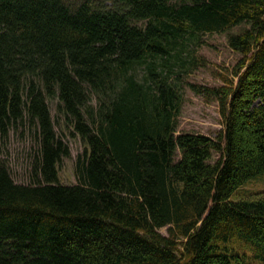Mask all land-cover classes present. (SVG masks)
<instances>
[{
    "label": "trees",
    "instance_id": "16d2710c",
    "mask_svg": "<svg viewBox=\"0 0 264 264\" xmlns=\"http://www.w3.org/2000/svg\"><path fill=\"white\" fill-rule=\"evenodd\" d=\"M204 33L240 55L218 86L183 80ZM183 83L216 137L175 134ZM21 122L39 148L30 183L0 161V264L264 263V197L235 196L264 176V0H0V138Z\"/></svg>",
    "mask_w": 264,
    "mask_h": 264
},
{
    "label": "rangeland",
    "instance_id": "374dc122",
    "mask_svg": "<svg viewBox=\"0 0 264 264\" xmlns=\"http://www.w3.org/2000/svg\"><path fill=\"white\" fill-rule=\"evenodd\" d=\"M195 56L198 64L184 74L183 80L204 86L221 85L220 76L229 74V70L240 58V55L228 46L225 35L220 33L202 34ZM187 83H183V97L175 134L188 131L216 137L223 128L217 101L196 94ZM47 103L55 131L70 149V155L63 158L59 164V181L65 184L76 183L74 164L77 155L82 152L83 143L78 135L75 136V133L73 135L70 124L57 111L58 100L48 99ZM91 103L95 104L93 98ZM37 131L36 127L21 122L18 128L10 129L5 138H0V161L6 164L11 177L18 183L26 184L33 181L32 164L39 148ZM179 156L180 153L177 151L176 158ZM235 196L264 197V176L242 185ZM160 231L165 234L166 227ZM249 254L248 252L243 264H256V260Z\"/></svg>",
    "mask_w": 264,
    "mask_h": 264
}]
</instances>
